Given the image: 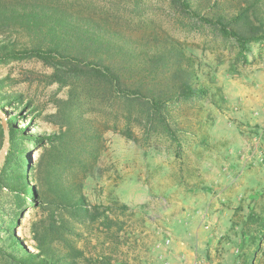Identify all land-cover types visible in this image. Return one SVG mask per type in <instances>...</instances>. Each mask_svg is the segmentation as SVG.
I'll return each mask as SVG.
<instances>
[{
  "label": "rangeland",
  "instance_id": "obj_1",
  "mask_svg": "<svg viewBox=\"0 0 264 264\" xmlns=\"http://www.w3.org/2000/svg\"><path fill=\"white\" fill-rule=\"evenodd\" d=\"M37 1L94 18L138 40L180 42L209 88L208 96L174 108L181 123L174 126L177 142L160 126L155 131L146 126L136 106L131 109L111 96L90 76L68 75L62 85L54 82L55 69L41 60L0 62V78H9L1 93L23 94L33 106L13 122L17 103L0 109V126L5 124L9 134L13 126L27 134L59 133L77 115L102 131L104 148L83 181L84 194L92 205L127 208L112 207L110 228L100 222L76 225L79 233L71 240L83 252L80 264H164L174 251L173 240L188 243L190 252L212 264H264V42L252 43L242 60L234 43L183 21L167 0ZM6 36L0 33V40ZM129 110L137 121L128 122ZM129 131L133 137L125 134ZM5 140L0 138V153ZM29 146L33 162L41 165L32 183L41 188L49 156L41 162V147ZM247 155L257 190L250 194L237 189L229 165ZM10 200L6 191L0 193L2 204L9 207ZM41 217L29 207L17 235L33 238L32 225ZM0 264H7L1 256Z\"/></svg>",
  "mask_w": 264,
  "mask_h": 264
},
{
  "label": "trees",
  "instance_id": "obj_2",
  "mask_svg": "<svg viewBox=\"0 0 264 264\" xmlns=\"http://www.w3.org/2000/svg\"><path fill=\"white\" fill-rule=\"evenodd\" d=\"M167 1L183 21L213 29L234 43L242 60H247L252 43L264 42V0ZM5 32L0 62L41 60L55 69L54 82L62 85L68 75L90 76L111 96L131 109L136 106L146 126L153 131L160 126L174 141V126L181 125L174 108L209 94L184 46L174 39L138 40L94 18L37 0H0V33ZM8 80L0 78V109L17 103L12 106L18 111L13 122L33 106L23 94L1 93ZM138 119L132 111L127 116L129 123ZM125 134L133 137L130 131ZM9 137L0 165V193L11 196L9 207L0 202V256L7 264H80L83 252L71 240L79 233L76 225L100 222L110 228L112 207L119 206L92 205L84 194L83 181L104 148L102 131L91 119L77 115L59 133L27 134L13 126ZM30 143L43 150L41 162L49 156L41 188L32 183L41 165L33 162ZM29 207L42 214L32 225L31 239L17 235Z\"/></svg>",
  "mask_w": 264,
  "mask_h": 264
},
{
  "label": "crops",
  "instance_id": "obj_3",
  "mask_svg": "<svg viewBox=\"0 0 264 264\" xmlns=\"http://www.w3.org/2000/svg\"><path fill=\"white\" fill-rule=\"evenodd\" d=\"M249 164H251V158L248 155L245 156V158H236L235 161L233 160V162H229V165H231V170L235 171L233 175L235 176V179H237L236 181H238L235 186L237 187L239 184L237 189L250 194L257 190L256 186L252 184V180L255 176V173L253 172L254 168L253 166H247ZM213 243L214 240H210L209 247H211L210 250H212L214 253V250L212 249ZM170 245L174 251H170L169 255L167 256L169 260L168 264H192V261L197 259L198 255L201 254L199 252H196V254L194 252H190L188 249V243L183 241L173 240ZM198 246L203 247V243L199 241ZM207 263L212 264L211 262Z\"/></svg>",
  "mask_w": 264,
  "mask_h": 264
},
{
  "label": "water",
  "instance_id": "obj_4",
  "mask_svg": "<svg viewBox=\"0 0 264 264\" xmlns=\"http://www.w3.org/2000/svg\"><path fill=\"white\" fill-rule=\"evenodd\" d=\"M2 128H3V132L5 133L6 140H5V144L3 146V149H2V151L0 153V164L3 162L5 154L7 153V149L9 147V138H10L9 137V132H8L5 124L2 126Z\"/></svg>",
  "mask_w": 264,
  "mask_h": 264
},
{
  "label": "built area",
  "instance_id": "obj_5",
  "mask_svg": "<svg viewBox=\"0 0 264 264\" xmlns=\"http://www.w3.org/2000/svg\"><path fill=\"white\" fill-rule=\"evenodd\" d=\"M168 243H170V242L168 241ZM164 264H168V261L165 262ZM192 264H208V263H207L206 261H204V260H201V259L197 258V259H195V260L192 262Z\"/></svg>",
  "mask_w": 264,
  "mask_h": 264
},
{
  "label": "bare ground",
  "instance_id": "obj_6",
  "mask_svg": "<svg viewBox=\"0 0 264 264\" xmlns=\"http://www.w3.org/2000/svg\"><path fill=\"white\" fill-rule=\"evenodd\" d=\"M32 248V250H35L33 247H31Z\"/></svg>",
  "mask_w": 264,
  "mask_h": 264
}]
</instances>
